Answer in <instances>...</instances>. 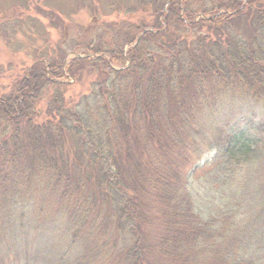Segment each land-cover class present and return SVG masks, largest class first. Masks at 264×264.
<instances>
[{
  "label": "trees",
  "instance_id": "1",
  "mask_svg": "<svg viewBox=\"0 0 264 264\" xmlns=\"http://www.w3.org/2000/svg\"><path fill=\"white\" fill-rule=\"evenodd\" d=\"M136 3L0 96V264H264V0Z\"/></svg>",
  "mask_w": 264,
  "mask_h": 264
},
{
  "label": "rangeland",
  "instance_id": "2",
  "mask_svg": "<svg viewBox=\"0 0 264 264\" xmlns=\"http://www.w3.org/2000/svg\"><path fill=\"white\" fill-rule=\"evenodd\" d=\"M136 2L0 0V96L10 94L14 83L38 62L49 66L63 58L64 66H68L75 58L88 57L89 46L106 45L113 36L117 45L122 44L129 31L127 22L137 26L147 17V23L153 21L149 11L138 10L132 19H127V9L136 7ZM94 79L93 74L85 71L75 91L85 92ZM67 81L75 82L71 78ZM214 157L213 150L206 151L197 166Z\"/></svg>",
  "mask_w": 264,
  "mask_h": 264
}]
</instances>
